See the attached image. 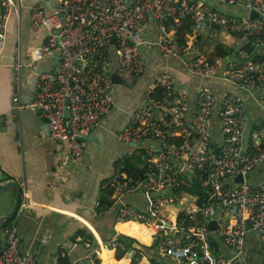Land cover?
Returning <instances> with one entry per match:
<instances>
[{
    "label": "built area",
    "instance_id": "2783aa9c",
    "mask_svg": "<svg viewBox=\"0 0 264 264\" xmlns=\"http://www.w3.org/2000/svg\"><path fill=\"white\" fill-rule=\"evenodd\" d=\"M1 1L0 51L6 20L14 9L13 0ZM211 1L226 11L203 0H58L50 15L38 7L31 9V27L47 30L48 36L29 54L27 66L49 57L57 64L38 76L32 101L23 102L18 93L13 96L11 118L17 120L29 111L46 121L50 138L65 145L60 172H65L70 160L85 154L87 138L113 109L116 85L111 50L117 53L115 74L123 85H135L147 70L142 49L150 44L145 35L152 24L158 30L152 45L163 57L181 61L195 79L222 81L240 91L218 96L203 85L193 99L170 72H160L145 88L130 123L117 134L120 141L137 145L143 164L132 175L128 157L119 159L104 188L116 222H138L153 230L152 238L159 241V261L153 264L238 262L246 254L250 232L254 241L264 245V183L247 182V176L264 163V125H252L246 107L253 101L264 111V0ZM184 22L192 23L193 29L182 46L171 28ZM221 33L236 37L238 46L232 57L215 59L201 49V43L204 35L216 38ZM21 67L19 63L16 68ZM213 127L220 143L214 141ZM238 176L243 183H235ZM132 194L142 195L144 209L128 201ZM185 197L192 199L177 208ZM29 206L24 194L6 231L0 264H36L34 252L19 250L20 220ZM165 207L176 208L173 220ZM221 217L227 224L219 225ZM214 220L216 229L211 231ZM120 236L104 246L134 256V247ZM51 239L47 235L40 242L47 245ZM215 241L233 251L232 259L215 251ZM63 257L64 253L54 255L53 264H60ZM130 264L141 260L134 258Z\"/></svg>",
    "mask_w": 264,
    "mask_h": 264
},
{
    "label": "crops",
    "instance_id": "0c3cea01",
    "mask_svg": "<svg viewBox=\"0 0 264 264\" xmlns=\"http://www.w3.org/2000/svg\"><path fill=\"white\" fill-rule=\"evenodd\" d=\"M203 1L211 8L226 11L225 7L211 0ZM13 2L14 9L6 20L5 44L0 51V183L16 182L21 189L20 202L24 194L28 196L30 206L24 210L19 225L20 253L34 252L36 264H53V256L57 253H64L60 264H122V261L128 264L125 256L122 258L124 260H117L118 253L104 246L112 238L126 236L116 230L117 225L126 223L116 222L114 208L102 207L101 200L107 193L105 182L114 174L119 159L128 157L132 174L138 172V166L143 164L136 154L139 149L137 145L120 141L117 134L130 123L133 113L142 104L145 88L157 74L168 71L175 77L178 87L189 89L193 99L203 85L218 96L228 91H240L222 81L203 82L195 79L186 73L181 61L163 57L152 45L158 38L157 27L152 24L145 35V41L150 44L142 49L147 63L145 74L131 87L123 84L115 86L113 109L87 138L85 154L70 160L65 172H60L65 145L50 138L46 121L29 111L22 113L17 120L11 118L13 96L18 93L23 102L32 101L36 94L38 76L56 67L57 62L53 57L37 62L33 67L27 66V63L29 54L43 45L48 36L47 30L31 27V9L38 7L50 15L57 7L58 0ZM3 10V2L0 0V20ZM176 27L171 28L174 36ZM203 41L201 49H205L207 55L215 51L216 44H225L230 49L238 46L236 37L222 33L219 36L217 34L216 38L206 34ZM111 54V73L114 75L117 67L116 50H111ZM19 63L22 64L21 69L16 68ZM246 107L251 124L264 125V111L259 110L253 101H248ZM212 132L214 141L220 143L216 127H213ZM143 145H148V142ZM247 182L264 183V163L247 176ZM191 197L183 198V205L177 208H184ZM15 201L14 189L0 193V219L12 211ZM128 201L140 209L146 205L141 194L130 195ZM226 220L219 218V225L227 224ZM139 225L127 226L131 237H126L138 238L134 240L143 246V250H139L134 243V256L130 254L129 260L133 257L139 258L141 264L157 263L159 241L152 238L150 229ZM6 231L0 232V251L6 243ZM47 235L52 237L51 242L41 244V239ZM149 237L150 240L146 241L145 238ZM254 240L250 232L245 256L230 264H260L264 259V245ZM214 249L228 261L233 257V251L219 241L214 242ZM106 253H112L113 259H108Z\"/></svg>",
    "mask_w": 264,
    "mask_h": 264
},
{
    "label": "trees",
    "instance_id": "16d2710c",
    "mask_svg": "<svg viewBox=\"0 0 264 264\" xmlns=\"http://www.w3.org/2000/svg\"><path fill=\"white\" fill-rule=\"evenodd\" d=\"M171 24V23H170ZM192 29H193V25L192 23L190 22H184L182 25L176 27V37L178 39V42L182 45V46H185V35L187 33H191L192 32ZM223 45H220V44H216V48H215V51L212 53V57L217 59V58H222V59H226L228 58L230 55H234V53L236 52V48H223L222 47ZM225 47V46H224ZM247 48V47H246ZM248 52H250V50H248ZM256 61H261L260 58H256L255 59ZM131 165H129L128 163V172L130 174H132L133 172H131ZM133 170V169H132ZM132 175H135V174H132ZM105 193V192H104ZM103 193V194H104ZM101 205L102 207L104 208H107V209H110L112 206H113V203L110 199V195L105 193L102 200H101ZM11 222V221H10ZM10 222L4 227L3 230H8L9 226H10ZM116 230L120 233V234H123V235H126L128 236V231H127V228L123 225H117L116 226ZM126 236H120V240L122 242H125L126 244H128V246H133L134 243L136 242L134 239H131L129 237H126ZM91 238V236H89ZM92 239V238H91ZM112 253H106L105 256L108 258V259H113L111 257ZM120 259H122L125 255L124 253H120ZM124 259H127V258H124ZM122 259V260H124ZM121 260V261H122ZM122 264H125L123 261H122ZM260 264H264V259L262 260V262Z\"/></svg>",
    "mask_w": 264,
    "mask_h": 264
},
{
    "label": "water",
    "instance_id": "95a60500",
    "mask_svg": "<svg viewBox=\"0 0 264 264\" xmlns=\"http://www.w3.org/2000/svg\"><path fill=\"white\" fill-rule=\"evenodd\" d=\"M113 44H115V39L112 41ZM204 41L202 42V45H203ZM112 80H113V83L115 85H122V80L116 75L114 74L112 76ZM66 116H68V112L66 111ZM212 148L215 149V146L212 145ZM244 182V179L242 176H238L235 180V183L236 184H241ZM9 189H14L15 192H16V201H15V204H14V207L12 209V211L2 217L0 219V232L4 229V227L12 220L13 216L16 214L18 208H19V205H20V195H21V189L20 187L18 186V184L14 181H10V182H7V183H0V193H4L6 191H8ZM216 225H217V221H212L210 222L209 224V227H210V230L211 231H215L216 229ZM248 229H251V225L248 224ZM135 246L137 249L139 250H143V246L139 243V242H135Z\"/></svg>",
    "mask_w": 264,
    "mask_h": 264
},
{
    "label": "bare ground",
    "instance_id": "6f19581e",
    "mask_svg": "<svg viewBox=\"0 0 264 264\" xmlns=\"http://www.w3.org/2000/svg\"><path fill=\"white\" fill-rule=\"evenodd\" d=\"M172 208L175 209V210H172ZM163 211L166 212V214H168V215L171 214V216H170V219H171V220L174 219V217H175V215H176V208H175V207H165V208L163 209ZM121 225H123V226H125V227L127 228L128 225H139V224H137V223H133V222H130V223L121 224ZM139 226L147 227L148 229L151 230L152 235L154 234L153 230H152L150 227H148V226H146V225H142V224L139 225ZM133 230H134V229H133ZM135 231H137V229H136ZM128 236L131 237V236L129 235V233H128ZM132 238H134V237H132ZM134 239L138 240V238H134ZM145 240H146V241H149V240H150V237H149V238H145ZM108 250H109V249H108ZM126 262H127L128 264H130V260H129L128 258L126 259ZM112 264H114V263L112 262ZM119 264H120V263H119ZM125 264H126V263H125Z\"/></svg>",
    "mask_w": 264,
    "mask_h": 264
},
{
    "label": "rangeland",
    "instance_id": "374dc122",
    "mask_svg": "<svg viewBox=\"0 0 264 264\" xmlns=\"http://www.w3.org/2000/svg\"><path fill=\"white\" fill-rule=\"evenodd\" d=\"M223 46H225V47L228 48V46L225 45V44H223ZM234 48H235V47H234ZM139 160H140V161H143V156H140ZM135 161H136V160H134V162H135ZM172 210H175V209L172 208ZM135 240H136V239H135ZM136 241H137V240H136ZM102 254H104V253H102ZM119 254H120V253H118V254L116 255V259H117V260L120 258V255H119ZM124 255H125V254H124ZM125 258L130 259V253L126 254V255H125ZM131 259L133 260V257H132Z\"/></svg>",
    "mask_w": 264,
    "mask_h": 264
}]
</instances>
